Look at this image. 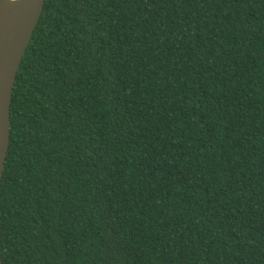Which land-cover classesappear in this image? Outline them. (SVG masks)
Returning <instances> with one entry per match:
<instances>
[{
	"label": "trees",
	"instance_id": "obj_1",
	"mask_svg": "<svg viewBox=\"0 0 264 264\" xmlns=\"http://www.w3.org/2000/svg\"><path fill=\"white\" fill-rule=\"evenodd\" d=\"M3 264H264V0H45L17 71Z\"/></svg>",
	"mask_w": 264,
	"mask_h": 264
},
{
	"label": "water",
	"instance_id": "obj_2",
	"mask_svg": "<svg viewBox=\"0 0 264 264\" xmlns=\"http://www.w3.org/2000/svg\"><path fill=\"white\" fill-rule=\"evenodd\" d=\"M44 3L45 0H0V185L9 148L15 79Z\"/></svg>",
	"mask_w": 264,
	"mask_h": 264
}]
</instances>
